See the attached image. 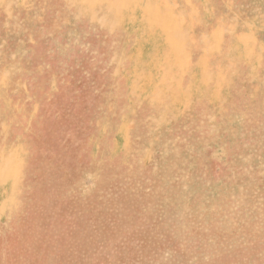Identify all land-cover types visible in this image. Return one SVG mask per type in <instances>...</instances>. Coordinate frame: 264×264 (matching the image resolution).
<instances>
[{
    "label": "rangeland",
    "instance_id": "obj_1",
    "mask_svg": "<svg viewBox=\"0 0 264 264\" xmlns=\"http://www.w3.org/2000/svg\"><path fill=\"white\" fill-rule=\"evenodd\" d=\"M0 264H264V0H0Z\"/></svg>",
    "mask_w": 264,
    "mask_h": 264
},
{
    "label": "bare ground",
    "instance_id": "obj_2",
    "mask_svg": "<svg viewBox=\"0 0 264 264\" xmlns=\"http://www.w3.org/2000/svg\"><path fill=\"white\" fill-rule=\"evenodd\" d=\"M204 108V107H203ZM201 110V109H200ZM225 137V136H224ZM226 137H228V136H226ZM231 137V136H230ZM222 144V143H221ZM224 144V143H223ZM209 145V144H208ZM204 147V146H203ZM202 147V148H203ZM206 147V146H205ZM199 149H200V147H199ZM199 153V152H198ZM201 154V153H200ZM192 155V154H191ZM203 155V154H202ZM201 157H204V156H201ZM192 159H194V158H192ZM153 169V168H152ZM152 173V172H151Z\"/></svg>",
    "mask_w": 264,
    "mask_h": 264
}]
</instances>
